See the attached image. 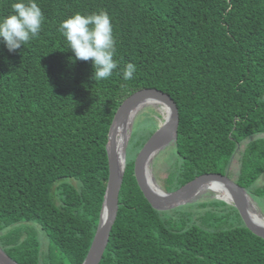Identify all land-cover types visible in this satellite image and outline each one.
Masks as SVG:
<instances>
[{
    "label": "trees",
    "instance_id": "obj_1",
    "mask_svg": "<svg viewBox=\"0 0 264 264\" xmlns=\"http://www.w3.org/2000/svg\"><path fill=\"white\" fill-rule=\"evenodd\" d=\"M13 2L0 0V18ZM36 2L44 15L38 37L15 51L0 41V246L11 258L81 264L108 177V128L121 100L141 87L166 91L179 111V161L165 190L196 174L225 173L250 139L235 181L264 213V0ZM101 11L111 18L118 68L97 81L91 60L74 59L59 25ZM129 62L136 71L124 81ZM156 126L151 117L131 132L117 216L98 264H264V239L223 200L165 211L149 204L132 165Z\"/></svg>",
    "mask_w": 264,
    "mask_h": 264
},
{
    "label": "water",
    "instance_id": "obj_2",
    "mask_svg": "<svg viewBox=\"0 0 264 264\" xmlns=\"http://www.w3.org/2000/svg\"><path fill=\"white\" fill-rule=\"evenodd\" d=\"M159 99L167 105V112L158 120L154 131L143 142L133 157V175L143 196L156 210L165 211L184 205L201 197L206 190V182L220 184L228 193V199L210 195L211 198L223 200L236 208L244 225L255 235L264 239V213L258 211L249 192L225 173L206 172L196 174L172 190L154 188L147 179V166L153 157L167 145H174L177 139L179 111L175 100L166 91L156 87H141L126 95L117 106L107 132L106 154L108 177L100 207L97 226L87 254L81 264H98L109 240L112 226L118 210V196L126 167L127 146L132 132L136 113L150 103ZM121 131L120 142L117 137ZM153 178V177H152ZM154 180V179H153ZM155 182V181H154ZM156 183V182H155ZM253 203H252V202ZM254 212V213H253ZM262 220H259L256 215ZM0 264H19L0 246Z\"/></svg>",
    "mask_w": 264,
    "mask_h": 264
},
{
    "label": "clouds",
    "instance_id": "obj_3",
    "mask_svg": "<svg viewBox=\"0 0 264 264\" xmlns=\"http://www.w3.org/2000/svg\"><path fill=\"white\" fill-rule=\"evenodd\" d=\"M11 8V14L0 18V41L9 51H15L38 37L44 15L36 0H14ZM59 31L66 38L74 59L91 60L94 80L107 79L118 68L113 26L106 12L75 13L61 21ZM135 71V64L127 63L123 80H132Z\"/></svg>",
    "mask_w": 264,
    "mask_h": 264
},
{
    "label": "rangeland",
    "instance_id": "obj_4",
    "mask_svg": "<svg viewBox=\"0 0 264 264\" xmlns=\"http://www.w3.org/2000/svg\"><path fill=\"white\" fill-rule=\"evenodd\" d=\"M151 117L155 119L156 122L158 123V120L161 117V112L156 106L149 104L141 108L134 117L133 124H132V131L135 128L142 129L143 127L147 126L148 121L150 120ZM248 140L250 139H247L240 144V146L238 147V150L234 153L233 157L231 158L230 164L228 166V175L234 180L236 179L238 172H239L241 150L246 145ZM128 146H129V142H128ZM128 146H127V151H128ZM178 161H179V157L176 154L173 147L162 149L153 157L152 162L149 164V169H150L151 176L153 177L154 181L159 187L165 189V185H166L165 177L174 168L175 164ZM260 181H262V179H259V182ZM212 194H213L212 192L206 190L205 192L201 193V197L196 198L191 203H186L181 206L189 207V206H194L199 200H204V199L207 200L208 198H210V201H211L213 199H216V198L210 197V195ZM255 207L258 211L259 210L262 211L256 202H255ZM196 209L203 211V210L209 209V207H206V208L197 207ZM36 228L38 229L37 226ZM38 233L42 241V249H45L46 239L43 237L41 232H38Z\"/></svg>",
    "mask_w": 264,
    "mask_h": 264
},
{
    "label": "bare ground",
    "instance_id": "obj_5",
    "mask_svg": "<svg viewBox=\"0 0 264 264\" xmlns=\"http://www.w3.org/2000/svg\"><path fill=\"white\" fill-rule=\"evenodd\" d=\"M150 103H154L155 106L163 113L166 114V110H167V105L159 100V99H152ZM120 135H121V131H119L118 137H117V144L119 145L120 142ZM146 174H147V179L149 180V183L154 187L157 188L156 183L154 182L151 173H150V169H149V165L147 166V170H146ZM204 190H208L210 192H212L214 195L219 196V197H223L228 199V193L227 191L218 183H214V182H206L203 186ZM252 202V201H251ZM253 203V202H252ZM253 206L255 207V203H253ZM256 208V207H255ZM254 213V212H253ZM256 215V214H255ZM256 217L259 220H262V218L259 215H256Z\"/></svg>",
    "mask_w": 264,
    "mask_h": 264
},
{
    "label": "flooded vegetation",
    "instance_id": "obj_6",
    "mask_svg": "<svg viewBox=\"0 0 264 264\" xmlns=\"http://www.w3.org/2000/svg\"><path fill=\"white\" fill-rule=\"evenodd\" d=\"M168 147H173V145H167L164 149L168 148ZM259 179H262V181L264 180V172L263 174L259 177Z\"/></svg>",
    "mask_w": 264,
    "mask_h": 264
}]
</instances>
